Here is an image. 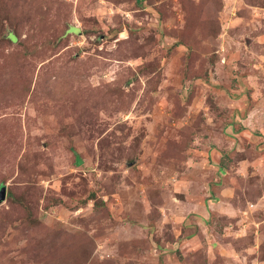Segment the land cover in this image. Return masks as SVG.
<instances>
[{
  "label": "rangeland",
  "instance_id": "rangeland-1",
  "mask_svg": "<svg viewBox=\"0 0 264 264\" xmlns=\"http://www.w3.org/2000/svg\"><path fill=\"white\" fill-rule=\"evenodd\" d=\"M2 186L0 264H264V0H0Z\"/></svg>",
  "mask_w": 264,
  "mask_h": 264
},
{
  "label": "water",
  "instance_id": "water-1",
  "mask_svg": "<svg viewBox=\"0 0 264 264\" xmlns=\"http://www.w3.org/2000/svg\"><path fill=\"white\" fill-rule=\"evenodd\" d=\"M6 195V188L4 186L0 187V203L4 200Z\"/></svg>",
  "mask_w": 264,
  "mask_h": 264
},
{
  "label": "trees",
  "instance_id": "trees-1",
  "mask_svg": "<svg viewBox=\"0 0 264 264\" xmlns=\"http://www.w3.org/2000/svg\"><path fill=\"white\" fill-rule=\"evenodd\" d=\"M12 40H13V38L12 37H10Z\"/></svg>",
  "mask_w": 264,
  "mask_h": 264
}]
</instances>
